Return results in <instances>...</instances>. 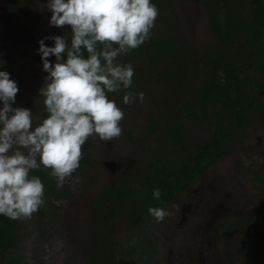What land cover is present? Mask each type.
<instances>
[{
    "label": "trees",
    "instance_id": "obj_1",
    "mask_svg": "<svg viewBox=\"0 0 264 264\" xmlns=\"http://www.w3.org/2000/svg\"><path fill=\"white\" fill-rule=\"evenodd\" d=\"M200 1L215 38L209 51L196 53L185 39L177 36L174 0H151L159 10L152 29L157 34L129 54L118 57L119 63H130L135 68L134 86L143 71L151 79L160 70L159 81L164 87L162 104L158 107L160 116L152 117L145 127V139L155 138L144 147L132 168L102 191L92 205L89 264H160L156 260L160 241L148 208H164L183 196L232 152L238 131L256 115L264 116V1ZM21 5L26 7L24 1H18L20 14ZM2 61L0 71L10 74ZM123 92L107 95L116 101ZM46 116L42 102L33 127ZM205 123L212 131L207 139L200 140L192 127ZM87 168L94 170L95 162L84 153L78 170ZM31 175L39 177L44 185L45 204L27 221L0 215V264H33L18 252V247L46 230V224L42 225L45 219L56 221L57 204L70 195L67 183L58 187L55 178L43 168L33 170ZM254 176L264 181L260 172ZM154 189L161 192L158 200L152 196ZM127 205L130 213L125 238L121 240L114 220L117 212ZM253 214L259 219V213ZM237 226L234 221L224 223L227 241L237 234ZM93 259L95 263L91 262Z\"/></svg>",
    "mask_w": 264,
    "mask_h": 264
},
{
    "label": "rangeland",
    "instance_id": "obj_2",
    "mask_svg": "<svg viewBox=\"0 0 264 264\" xmlns=\"http://www.w3.org/2000/svg\"><path fill=\"white\" fill-rule=\"evenodd\" d=\"M18 1H24L27 7L26 10L21 5L22 14ZM46 4L47 0H0V61L6 62L11 70L10 79L19 88L12 107L30 109L33 125L39 118L43 102L39 90L48 75L43 70L42 60L38 61L41 58L38 42L43 39L46 46L53 47L54 41L50 39L53 36L66 37L69 46L71 42L70 26L59 28L49 24L52 13ZM174 5L175 21L179 28L177 36L185 39L196 53L209 51L215 38L203 3L200 0H174ZM156 34V30H152L151 35ZM65 56L66 53L63 59ZM48 59L55 63V56ZM159 72L154 73L150 79L143 71L138 85H131L127 91L133 93V103H123L125 91L116 99L117 106L124 113L119 138L103 141L93 135L83 145V152L95 162L94 170L77 169L65 181L70 188V195L57 204V220L45 219L42 225L46 224V230L26 239L18 247V252L28 258L30 251L33 264L90 263L94 201L102 191L111 187L132 168L144 147L155 138L145 139V127L152 117L160 116L158 107L162 104L164 87L159 81ZM140 93L144 94L143 101L139 99ZM256 116L235 134L232 152L198 180L185 195L176 197L164 207L169 215L162 222L154 219L153 229L159 236L160 227H164L168 217L178 205L182 208L189 197L202 195L213 201L218 211L213 223L217 237L214 231L211 251L205 253L203 261L198 260L197 264H264V181L254 179L258 172L264 178V116ZM192 129L200 140L207 139L212 131L207 123L198 124ZM254 212L259 213V219L254 217ZM129 213L130 207L127 205L117 212L114 220L117 237L121 240L125 238ZM228 221L239 225L235 232L237 234L229 241L223 231V225ZM58 241L63 244L56 250ZM184 245L188 246L189 241ZM174 246L177 253L179 248ZM163 248L162 241V251ZM187 259L190 261L191 258L188 256ZM91 262L95 263V260Z\"/></svg>",
    "mask_w": 264,
    "mask_h": 264
},
{
    "label": "clouds",
    "instance_id": "obj_3",
    "mask_svg": "<svg viewBox=\"0 0 264 264\" xmlns=\"http://www.w3.org/2000/svg\"><path fill=\"white\" fill-rule=\"evenodd\" d=\"M46 7L51 26H70L71 42L69 46L61 36L50 37L53 47L38 42L48 73L39 90L47 116L38 126L33 127L30 109L12 107L19 88L8 72L0 71V215L11 220H31L45 204L44 185L31 175L33 170L43 168L63 187L79 168L89 137H120L124 113L107 94L124 90L126 105L135 97L127 91L134 69L118 57L150 39L159 15L151 0H47ZM50 56H55L54 64ZM152 196L158 200L160 190ZM148 212L157 222L169 215L159 207ZM62 244L58 241L56 250ZM28 255L30 260V251Z\"/></svg>",
    "mask_w": 264,
    "mask_h": 264
},
{
    "label": "flooded vegetation",
    "instance_id": "obj_4",
    "mask_svg": "<svg viewBox=\"0 0 264 264\" xmlns=\"http://www.w3.org/2000/svg\"><path fill=\"white\" fill-rule=\"evenodd\" d=\"M193 185L189 188L190 190ZM217 213L213 201L203 198L202 195L189 197L182 208L178 205L166 220L164 227H160V234L157 236L160 245L156 260L160 264H197L198 260L203 261L202 256L211 251L214 231L217 237V231L214 230L213 225L214 216ZM179 240L181 243H176ZM162 241L163 251L161 250ZM187 241L189 245L185 246ZM174 245L179 248L177 253ZM188 256L191 258L190 261L187 259Z\"/></svg>",
    "mask_w": 264,
    "mask_h": 264
}]
</instances>
